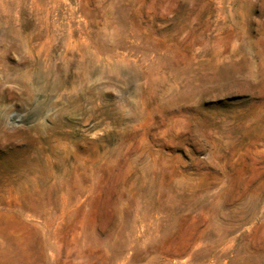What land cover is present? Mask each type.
<instances>
[{"label":"rangeland","instance_id":"obj_1","mask_svg":"<svg viewBox=\"0 0 264 264\" xmlns=\"http://www.w3.org/2000/svg\"><path fill=\"white\" fill-rule=\"evenodd\" d=\"M0 264H264V0H0Z\"/></svg>","mask_w":264,"mask_h":264}]
</instances>
